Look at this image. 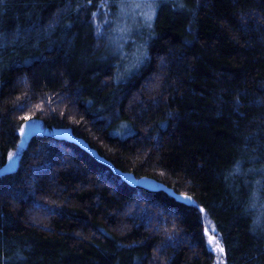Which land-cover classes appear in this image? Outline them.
I'll return each instance as SVG.
<instances>
[{"label": "trees", "instance_id": "trees-1", "mask_svg": "<svg viewBox=\"0 0 264 264\" xmlns=\"http://www.w3.org/2000/svg\"><path fill=\"white\" fill-rule=\"evenodd\" d=\"M213 237L264 264V0H0V264H218Z\"/></svg>", "mask_w": 264, "mask_h": 264}, {"label": "rangeland", "instance_id": "rangeland-1", "mask_svg": "<svg viewBox=\"0 0 264 264\" xmlns=\"http://www.w3.org/2000/svg\"><path fill=\"white\" fill-rule=\"evenodd\" d=\"M134 2H139V1H143L144 3H147L148 0H133ZM153 1V0H151ZM144 8H142V6H140V8H138L135 3H133V10L136 11L137 13H139L140 11L141 12H144ZM25 128V133L24 135H27L28 133H41L42 132V129H41V125L38 123V122H27L24 124L23 126ZM21 135V134H20ZM22 139H23V136H22ZM24 140V139H23ZM23 142V141H22ZM21 145V143H19ZM23 145V144H22ZM21 147V146H20ZM12 154H14V159H12L11 161L9 160V168L12 167V165H14L15 162H17L19 156H18V152H13ZM210 241L212 242H217L216 238L213 237L209 240V245H210V248L212 250V252L217 255V258H218V264H222V261H221V255L222 253H220L219 251L216 250L215 248V244L214 243H210Z\"/></svg>", "mask_w": 264, "mask_h": 264}, {"label": "water", "instance_id": "water-1", "mask_svg": "<svg viewBox=\"0 0 264 264\" xmlns=\"http://www.w3.org/2000/svg\"><path fill=\"white\" fill-rule=\"evenodd\" d=\"M54 138L58 139V140H67V141H72L73 138L72 136L65 131H57L54 132ZM120 176L122 177V179L124 181H126L127 183L134 185V186H141V187H154V185L148 181L145 180H134V178L128 174H120ZM200 213H201V217L204 216L203 211H201V208L199 209Z\"/></svg>", "mask_w": 264, "mask_h": 264}, {"label": "snow or ice", "instance_id": "snow-or-ice-1", "mask_svg": "<svg viewBox=\"0 0 264 264\" xmlns=\"http://www.w3.org/2000/svg\"><path fill=\"white\" fill-rule=\"evenodd\" d=\"M25 119L27 120V119H29V118L26 117ZM24 133H25V128H24L23 126H21V128H20V134L23 136ZM8 158H9V160L11 161L12 159H14V154L9 153V157H8ZM201 211H204V210L201 209ZM210 243H214V244H215V248H216V250L223 254L224 249H223V247L219 244L218 241H217V242H212V241H210Z\"/></svg>", "mask_w": 264, "mask_h": 264}]
</instances>
